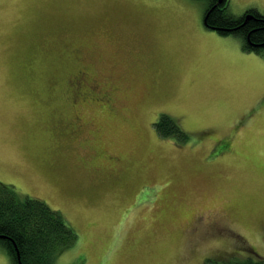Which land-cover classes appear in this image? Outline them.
Masks as SVG:
<instances>
[{
  "label": "rangeland",
  "instance_id": "1",
  "mask_svg": "<svg viewBox=\"0 0 264 264\" xmlns=\"http://www.w3.org/2000/svg\"><path fill=\"white\" fill-rule=\"evenodd\" d=\"M206 5L0 0V182L75 229L56 264L264 258V58Z\"/></svg>",
  "mask_w": 264,
  "mask_h": 264
},
{
  "label": "trees",
  "instance_id": "2",
  "mask_svg": "<svg viewBox=\"0 0 264 264\" xmlns=\"http://www.w3.org/2000/svg\"><path fill=\"white\" fill-rule=\"evenodd\" d=\"M206 2L204 21L208 29L222 36L234 35L242 41L245 52L264 58V14L252 9L239 17L229 12V0ZM154 128L162 138L189 140V135L168 115H161ZM78 238L61 212L0 182V246L11 264H19L18 253L22 264H56L63 253L76 245ZM207 264H264V258L207 260Z\"/></svg>",
  "mask_w": 264,
  "mask_h": 264
},
{
  "label": "water",
  "instance_id": "3",
  "mask_svg": "<svg viewBox=\"0 0 264 264\" xmlns=\"http://www.w3.org/2000/svg\"><path fill=\"white\" fill-rule=\"evenodd\" d=\"M224 0H219V3H222ZM251 19V16L248 15L247 16V20ZM18 258H19V264H22L21 261H20V256H19V253H18Z\"/></svg>",
  "mask_w": 264,
  "mask_h": 264
},
{
  "label": "flooded vegetation",
  "instance_id": "4",
  "mask_svg": "<svg viewBox=\"0 0 264 264\" xmlns=\"http://www.w3.org/2000/svg\"><path fill=\"white\" fill-rule=\"evenodd\" d=\"M217 1L219 2V0H217ZM210 30H211V29H210ZM83 74H85V75H86V73H83ZM88 77H89V76H88ZM88 77H87V78H88ZM81 78H82V77H81ZM77 81H78V80H77ZM82 81H83V80H82ZM84 81H85V80H84Z\"/></svg>",
  "mask_w": 264,
  "mask_h": 264
},
{
  "label": "crops",
  "instance_id": "5",
  "mask_svg": "<svg viewBox=\"0 0 264 264\" xmlns=\"http://www.w3.org/2000/svg\"><path fill=\"white\" fill-rule=\"evenodd\" d=\"M242 50H243V48H242ZM244 51V50H243ZM256 55V54H255ZM256 56H258V55H256ZM258 57H260V58H262L261 56H258ZM263 59V58H262Z\"/></svg>",
  "mask_w": 264,
  "mask_h": 264
}]
</instances>
